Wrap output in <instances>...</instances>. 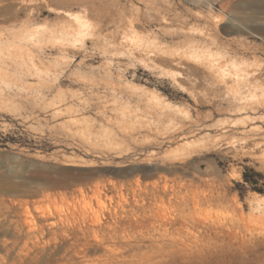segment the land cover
<instances>
[{"label":"rangeland","instance_id":"374dc122","mask_svg":"<svg viewBox=\"0 0 264 264\" xmlns=\"http://www.w3.org/2000/svg\"><path fill=\"white\" fill-rule=\"evenodd\" d=\"M153 1L0 0V264H264V0Z\"/></svg>","mask_w":264,"mask_h":264},{"label":"trees","instance_id":"16d2710c","mask_svg":"<svg viewBox=\"0 0 264 264\" xmlns=\"http://www.w3.org/2000/svg\"><path fill=\"white\" fill-rule=\"evenodd\" d=\"M242 178L244 185H248L250 189L264 195V172L246 166L242 171Z\"/></svg>","mask_w":264,"mask_h":264},{"label":"bare ground","instance_id":"6f19581e","mask_svg":"<svg viewBox=\"0 0 264 264\" xmlns=\"http://www.w3.org/2000/svg\"><path fill=\"white\" fill-rule=\"evenodd\" d=\"M153 1V0H152ZM84 2V1H83ZM149 2V1H148ZM151 2V1H150ZM154 2V1H153ZM57 3V2H56ZM61 4H62V6L64 5V6H71V2H68V1H66V2H60ZM80 3V2H79ZM147 3V2H146ZM60 4V5H61ZM78 4V3H77ZM76 4V5H77ZM83 3L81 2V7H84V8H82V10H84L85 11V14H86V12H90V14L92 13V11H90L88 8H87V4H86V6H85V3H84V5H82ZM90 4V3H89ZM73 5V4H72ZM150 5H151V3H150ZM74 6V5H73ZM77 6H79V5H77ZM90 6V5H89ZM80 7V6H79ZM92 7V6H91ZM66 8V7H65ZM95 9V8H94ZM93 9V10H94ZM89 14V13H88ZM90 16V15H89ZM92 16H93V14H92ZM76 17V16H75ZM87 17V16H86ZM71 19L70 20H68V21H66V23H65V25H67V26H72V25H76V26H78V25H84V24H86L87 25V23H89L87 20H85L83 17H76V18H73V17H70ZM129 22V21H128ZM127 22V23H128ZM131 22V21H130ZM64 23V22H63ZM15 41V40H14ZM262 198H264V196L262 195L261 196Z\"/></svg>","mask_w":264,"mask_h":264}]
</instances>
